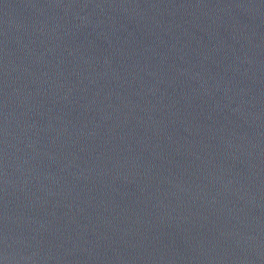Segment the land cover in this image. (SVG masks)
<instances>
[{"label": "water", "instance_id": "water-1", "mask_svg": "<svg viewBox=\"0 0 264 264\" xmlns=\"http://www.w3.org/2000/svg\"><path fill=\"white\" fill-rule=\"evenodd\" d=\"M0 264H264V0H0Z\"/></svg>", "mask_w": 264, "mask_h": 264}]
</instances>
